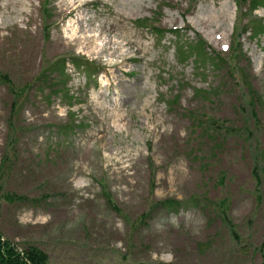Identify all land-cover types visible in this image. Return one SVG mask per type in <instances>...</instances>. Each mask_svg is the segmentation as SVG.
<instances>
[{
  "label": "rangeland",
  "instance_id": "1",
  "mask_svg": "<svg viewBox=\"0 0 264 264\" xmlns=\"http://www.w3.org/2000/svg\"><path fill=\"white\" fill-rule=\"evenodd\" d=\"M238 1L49 0L47 16L45 0H0V72L27 92L17 105L0 81L6 240L52 264H264V34L239 38L264 0L252 16ZM200 43L204 56L177 51ZM234 45L258 120L231 66L214 65ZM207 120L245 134H206ZM205 197L227 202L231 228ZM166 200L181 204L151 212Z\"/></svg>",
  "mask_w": 264,
  "mask_h": 264
},
{
  "label": "trees",
  "instance_id": "2",
  "mask_svg": "<svg viewBox=\"0 0 264 264\" xmlns=\"http://www.w3.org/2000/svg\"><path fill=\"white\" fill-rule=\"evenodd\" d=\"M262 0H241L238 1L237 6H238V10L239 13H243L244 8L242 7V4L246 3H250V9H249V14L252 16L253 13L255 11H257L261 5L260 2ZM49 0H45L44 4H43V11L44 13L49 16ZM153 31L157 33L158 36H165L167 33L178 37L179 34V30H171V31H165V30H161L159 28H157L156 26H151ZM240 30H242L241 33H239V38L240 36H242L243 34H247L250 33L252 36L254 37H258L259 35L264 34V20H260V19H254V18H250L241 28ZM237 31H239V29L237 28ZM237 36V34L235 35ZM238 43V42H237ZM200 45L198 47V49L196 50L195 46ZM184 45H180L177 47V51L179 50V52H183L184 49L186 48V51L190 50L192 53H194V55H198V56H204L203 52H204V46L202 43L200 44H195L194 46H192L191 48H189L188 46L183 47ZM202 46V47H201ZM242 53V49H241V45H234L230 48L229 50V54L227 56H229L228 60L221 58L219 56H215V59H213L214 61V65H222L225 64L231 66V76L236 78H239L237 81V84H241L244 88H246V90L248 91V104L252 107V117L255 118V120H258V115L256 113V106L257 103L262 102V99H258L257 97V93L254 89L253 86H251L249 84V80L251 79V74L248 72V70L244 69V67L242 68L241 66H239L237 60L240 57V54ZM65 60L60 61V63H56L52 66V69L55 71H61V74H59L58 78L61 76L63 77V81H64V76H66L65 72H64V66H65ZM72 64L74 66H76L77 68L80 67H86V68H90V66L92 65L90 62H86L85 60H81L80 58H75L74 60H71ZM226 61V62H225ZM218 66V68H219ZM48 68L46 69V71L44 72V74L42 75V77L39 79V84L43 82V80H47L48 77L45 78L46 74H49V72H47ZM50 71V68L49 70ZM248 72V73H247ZM66 80V79H65ZM0 81L2 82L3 85L7 86V88L9 89V91L12 94H17L18 98L16 99L17 101V105H20L21 103H23L26 99L27 96V92L25 90H19L16 85L13 83L12 79L7 76L4 73L0 72ZM47 82V81H45ZM205 130H206V134L207 133H211L212 135H220L222 133H232V132H238L239 134H245V131H243L242 129H234L229 127L227 124L224 125H220L217 122H215L214 120H207L205 123ZM258 145H257V149L255 150V154H254V165H253V170H252V174H253V178L256 182V194L258 195V199H261L260 196V188L263 185V178H262V172H264V165L263 163L260 162L261 159V154L258 151ZM5 159L3 161V163H6ZM7 200H13L12 196H8ZM109 201L110 203L113 204V200L109 197ZM194 203H196L199 208H201V204H203L206 208L212 206H216V208L218 209V211L220 212V215L222 217V219L225 221L226 225H228L230 228L232 227V222L231 220L228 218V204L226 201H221L219 203H215L214 201L210 200L209 198L205 197L202 199H195ZM193 203V204H194ZM181 203L176 201V200H166V201H161V202H154V204L152 205V209L151 212L156 211L158 209L161 208H167V209H176L178 208L177 206H179ZM195 205V204H194ZM116 208V207H115ZM120 210V209H119ZM151 213L145 214L143 216L144 219H148ZM0 264H52L49 261V256L41 249L31 246L28 247L24 250H19L14 244H12L10 241L6 240L4 238V236L0 233Z\"/></svg>",
  "mask_w": 264,
  "mask_h": 264
},
{
  "label": "clouds",
  "instance_id": "3",
  "mask_svg": "<svg viewBox=\"0 0 264 264\" xmlns=\"http://www.w3.org/2000/svg\"><path fill=\"white\" fill-rule=\"evenodd\" d=\"M169 259H171V257L169 256Z\"/></svg>",
  "mask_w": 264,
  "mask_h": 264
}]
</instances>
